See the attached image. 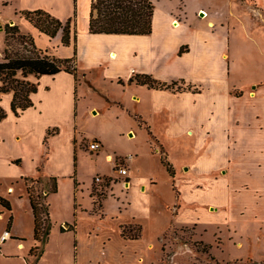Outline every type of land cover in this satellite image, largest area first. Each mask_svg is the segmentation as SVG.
Segmentation results:
<instances>
[{
    "label": "crops",
    "instance_id": "crops-1",
    "mask_svg": "<svg viewBox=\"0 0 264 264\" xmlns=\"http://www.w3.org/2000/svg\"><path fill=\"white\" fill-rule=\"evenodd\" d=\"M255 1L261 4L260 0ZM5 2L6 11L11 14L9 13L10 16L6 20L0 19V36L6 39L5 26L16 24L22 33L31 34L37 46L49 54L60 58L74 56L75 43L66 47L62 43L61 33L55 38L41 33L21 15V12L44 10L65 22L74 15L75 0ZM161 2H155L157 7L153 33L147 36H130L89 33L91 0H86L84 5L83 0H78L79 14L82 12L86 21V27L78 32V68L79 75L83 74L88 94L101 96L110 108L120 110L121 116L145 121L146 126L153 123L154 126L150 125V128L166 123V133L170 135L173 143H178L180 134L185 132V99L188 101L194 94L185 89H149L135 82L131 83L130 80L135 74H148L166 83H182L187 79L193 85H196L197 81L215 82L216 79H221L218 68L222 48L226 43L220 32H213L207 29V26L192 29L188 25L186 8L189 0H180V3H183V9L180 11L183 21L180 28H174L171 24L179 7H172L173 9L163 12L160 8ZM199 4H194V10L198 14L200 9L203 10L206 6L205 3ZM185 32L191 37L185 39ZM177 33L180 36H174ZM131 37H144L147 43L143 48L139 45L127 46L126 40ZM185 44L189 45V52L180 55ZM6 46L5 40L0 46V59L4 56ZM113 53L117 58L111 57ZM189 72L190 77L187 76ZM19 77L22 78L21 74ZM27 80L37 84L38 91L32 95L34 106L20 116H16L11 110L13 94L0 93L1 105L8 111L7 118L0 121V196L9 200L12 205L9 210L0 204V264H42L43 258L48 255L56 259L66 257L69 264H139L141 256H146L149 247L156 246L159 239L174 224L169 189L179 171L172 158L171 162L176 170L175 177H172L163 165L158 151H152L151 157L140 154L125 157L129 168L128 190L138 189L144 195L150 193L149 207L146 210L133 208L137 201L135 196L117 190L116 186L113 192L103 195L101 201H98L94 189L99 185L94 183L82 189V183L76 185L70 180L76 173V157L78 176L82 166L81 156L88 153L81 144L82 140L87 139L86 134L82 129H78L75 123L64 125L58 119L61 114L66 113L65 107H68L72 114L74 112V116L78 115L81 81L64 71L55 76L40 78L29 75ZM106 82L121 87L123 95H116L117 89L110 88V84L106 85ZM42 91L48 94V99L45 105L39 106L43 102L37 103L35 97ZM130 104L133 107L131 113ZM92 109L91 113L97 115L95 107ZM31 112H36L33 114L38 120H41L42 116L47 117V120L42 119L37 123L39 136L38 140L32 143L27 140L35 125L29 127L33 124L30 123L29 126L23 127V120ZM261 121L255 120L254 123V132L258 135L264 133V115ZM130 131L133 132V129ZM257 138L252 137L249 144L253 149L263 152L264 135ZM95 140L102 145L97 159L105 155L108 161L116 164L114 155L107 153L104 136L96 135ZM158 140L166 148L164 140ZM142 175L152 183L150 188L147 181L138 182L137 177ZM103 176L112 178L106 174ZM52 178L57 179L58 191L49 194L53 187ZM63 179L66 180L63 181L65 183L61 182ZM36 184L41 187V192L48 195L47 202L53 224L49 240L43 247L35 239L36 218L28 193L29 185L36 189ZM86 198L88 202L85 201ZM123 226H142V236L139 239L124 238ZM5 234L7 237L3 241ZM37 247L44 250L40 257L37 256V250L35 251Z\"/></svg>",
    "mask_w": 264,
    "mask_h": 264
},
{
    "label": "rangeland",
    "instance_id": "rangeland-1",
    "mask_svg": "<svg viewBox=\"0 0 264 264\" xmlns=\"http://www.w3.org/2000/svg\"><path fill=\"white\" fill-rule=\"evenodd\" d=\"M157 1H162L160 8L163 12L179 7L171 24L176 19L180 24L177 28H180L183 3L180 0ZM189 1L186 8L188 25L192 29L207 26L213 32L222 33L226 45L222 48L218 68L221 79L204 83L197 81L196 85L190 84L188 79L176 82L177 88L185 89L188 85L194 94L190 96V101L185 99V132L180 134V142L171 141L166 133V123L152 128L154 124L148 123L151 126L147 128L145 121L141 123L137 118L121 116L120 110L110 108L104 98L88 94L83 74H78L82 84L78 92L81 99L78 115L74 116V112L72 114L65 107L66 113L58 117L64 125L75 123L87 138L81 144L88 153L81 156L82 166L78 176L76 168L70 180L76 185L82 183L81 188L86 189L91 184L98 185L96 179L101 177L103 183L94 189L98 201L103 195L113 192L116 186L117 190L135 196L137 201L133 208L146 210L150 193L144 195L138 189L129 191V174L122 177L115 170L116 165L121 163L128 168L125 161L128 155L151 157L152 151H158L161 157L170 154L169 160H173L179 171L172 187H167L174 224L156 246L149 247L146 256H141L139 264H264V151L253 149L249 144L252 137L256 139L264 135L254 132L255 120L260 122L264 115V0H260L263 5L255 0ZM85 2L83 0V5ZM193 3H205L206 6L198 14ZM9 13L5 0H0V19H8ZM84 27L86 21L81 12L78 32ZM190 37L185 32V39ZM5 40L4 36H0V46ZM126 42L127 46L139 45L142 48L147 43L144 37H131ZM189 49V45L185 44L180 55L189 52ZM11 50L13 53L24 52L16 41H13ZM190 74L187 73V76L190 77ZM108 84L110 88L117 89L116 95H123L117 84L106 82ZM35 99L37 103H44L39 106L45 105L48 94L42 91ZM93 107L97 115L91 113ZM130 107L131 113L132 104ZM33 113L36 112H31L23 120V127L30 123L33 124L29 127L35 125L29 138L26 136L30 143L38 140L37 123L47 120L44 116L41 120L35 119ZM96 135L104 136L107 153L114 155L116 164L108 161L105 155L97 159L100 151H90V144ZM160 138L166 143L168 151L159 142ZM137 180L139 183L147 181L149 188L152 185L145 175L138 176ZM36 189L42 191L37 184ZM139 233L138 226H135L132 234ZM142 233L143 228L141 236ZM201 241L211 245L209 253L203 252L205 247L199 243ZM65 258L56 259L48 255L43 258L42 264H69Z\"/></svg>",
    "mask_w": 264,
    "mask_h": 264
},
{
    "label": "trees",
    "instance_id": "trees-1",
    "mask_svg": "<svg viewBox=\"0 0 264 264\" xmlns=\"http://www.w3.org/2000/svg\"><path fill=\"white\" fill-rule=\"evenodd\" d=\"M156 7L155 0H91L89 33L94 35H151L153 33ZM21 15L41 33L51 38H55L61 33L64 46L68 47L75 43V54L71 58H60L54 54H49L48 51L37 46L31 34L22 33L18 25L11 26L7 24L5 26L7 46L3 58L0 59V93L13 94L11 110L16 116H20L24 111L34 106L32 95L37 93L38 85L27 80L29 75H35L40 78L42 76H55L64 71L73 74L79 81L77 47L78 0H75L73 17L65 22L44 10L22 11ZM13 41L18 42L24 52L13 53L11 50ZM181 52H183L182 49ZM20 74L22 78L19 77ZM130 82L155 90L181 91L184 89L177 88L176 82H162L148 74H135ZM185 90L190 91L191 87L186 85ZM7 116L8 111L1 105L0 98V121L6 119ZM141 123L143 122L141 121ZM146 127L149 128V126ZM75 160L77 168V157ZM162 163L170 175L175 177L176 170L174 164L169 160V155H162ZM115 170L117 171V168ZM52 181L53 187L49 190V194L58 191L57 179L52 178ZM28 193L36 218L35 239L43 247L49 240L53 226L50 217V206L47 202L48 195L37 191L33 185H29ZM0 204L9 210L12 208L10 201L2 196H0ZM10 226L11 223L9 228ZM134 229L135 226H123V237L126 239H139L142 228L138 226L139 234H132ZM199 243L205 247L203 252L209 253L211 245H207L203 241ZM35 251L37 256L40 257L44 250L37 247Z\"/></svg>",
    "mask_w": 264,
    "mask_h": 264
},
{
    "label": "built area",
    "instance_id": "built-area-1",
    "mask_svg": "<svg viewBox=\"0 0 264 264\" xmlns=\"http://www.w3.org/2000/svg\"><path fill=\"white\" fill-rule=\"evenodd\" d=\"M102 149V145L101 143L98 141V140H94L91 142L90 144V151L91 152H99L100 150ZM116 168H117V172H119V174L122 176V177H125L129 174V169L123 165L120 164H117L116 165ZM96 182L98 184H102L103 183V179L101 177H97L96 179ZM7 237V234H5L2 238V240L4 241Z\"/></svg>",
    "mask_w": 264,
    "mask_h": 264
},
{
    "label": "bare ground",
    "instance_id": "bare-ground-1",
    "mask_svg": "<svg viewBox=\"0 0 264 264\" xmlns=\"http://www.w3.org/2000/svg\"><path fill=\"white\" fill-rule=\"evenodd\" d=\"M203 13V12H202ZM173 26L175 27V28H177V27H179L180 26V24H179V22L175 19L174 21H173ZM114 52V51H113ZM112 53V52H111ZM111 57L112 58H117V55L115 54V53H113L112 55H111Z\"/></svg>",
    "mask_w": 264,
    "mask_h": 264
}]
</instances>
